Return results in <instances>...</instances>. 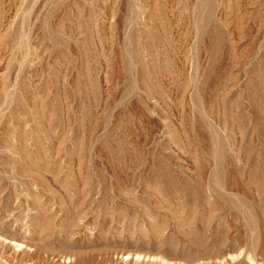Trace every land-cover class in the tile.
Listing matches in <instances>:
<instances>
[{"label":"rangeland","instance_id":"obj_1","mask_svg":"<svg viewBox=\"0 0 264 264\" xmlns=\"http://www.w3.org/2000/svg\"><path fill=\"white\" fill-rule=\"evenodd\" d=\"M0 264H264V0H0Z\"/></svg>","mask_w":264,"mask_h":264}]
</instances>
